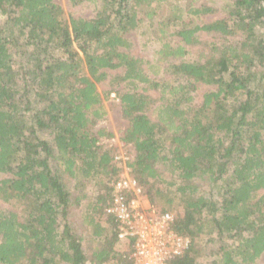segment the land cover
Segmentation results:
<instances>
[{
	"label": "trees",
	"instance_id": "1",
	"mask_svg": "<svg viewBox=\"0 0 264 264\" xmlns=\"http://www.w3.org/2000/svg\"><path fill=\"white\" fill-rule=\"evenodd\" d=\"M70 1L100 7L66 21L54 0H0V201L10 205L0 209V264H132L104 214L119 170L113 136L92 128L106 114L97 83L111 70L130 174L151 204L177 212L172 228L190 240L168 264H262L264 0H228L208 22L211 7L170 0L157 26L148 21L160 42L149 71L124 35L141 3L169 0ZM198 32L234 39L187 58Z\"/></svg>",
	"mask_w": 264,
	"mask_h": 264
},
{
	"label": "built area",
	"instance_id": "2",
	"mask_svg": "<svg viewBox=\"0 0 264 264\" xmlns=\"http://www.w3.org/2000/svg\"><path fill=\"white\" fill-rule=\"evenodd\" d=\"M108 146L119 170L104 214L114 219L118 238L130 243L132 264H168L171 258L182 255L189 248V238L173 230L175 218L170 212L150 203L130 174L127 155L118 137L109 139Z\"/></svg>",
	"mask_w": 264,
	"mask_h": 264
},
{
	"label": "rangeland",
	"instance_id": "3",
	"mask_svg": "<svg viewBox=\"0 0 264 264\" xmlns=\"http://www.w3.org/2000/svg\"><path fill=\"white\" fill-rule=\"evenodd\" d=\"M54 1L62 8L66 21L70 17H75V18L81 17L87 19L92 18L95 16L96 12L100 7V3L98 1L96 2L83 1L74 4L70 0H54ZM171 1L169 0L166 2L164 1L159 3L152 1V2L141 3V6L138 11V17L142 18V20L140 21L139 26L134 30L128 31L124 35L125 37L128 38V40L131 43V47L128 50V52L131 55L139 59H142L143 62H148L147 64L143 63L142 67L144 69L148 68V66L151 64L157 65L156 50L159 49L160 47V42L156 38V35L151 33L148 28V21L152 19L155 22L153 24L155 26L156 22L159 19L162 20L163 18H165L169 14L168 9L170 8V5L173 4ZM226 2H228V0H195L192 2V4L196 6L203 4L212 8L211 13L201 15V21L208 22L215 18L224 16L222 5L225 4ZM179 3L181 6L184 7L186 0H179ZM0 20H2V16H0ZM197 36L198 39L203 44L200 43L194 46L187 47V50L189 51V55L187 56V58L193 59L194 57H196L197 53H201V51L204 52V50H207L208 44L210 42L220 43L223 42V40L231 41L234 39L231 37H226L222 39L217 34L206 33V32H198ZM167 38L173 42L178 40L176 36H169ZM155 69L158 70V73L155 74L159 75L161 73V69L157 67L151 68L150 73H152L153 71L155 72ZM107 72L109 73L108 77L105 80L97 83V90L99 91L102 97V106L106 114L103 118H100L97 121L93 122L92 128L95 130L98 127H104L105 129H107L112 133V136L119 138L120 134L122 133L123 129L127 126L128 122L126 119L122 117L119 99L115 94V90H116L115 88L116 86H118V84L111 83L110 79L114 74L120 71L111 70ZM198 87L199 88L194 98L195 103H199L201 101V94L206 90V86L204 85H199ZM112 95H114L115 97H113ZM149 95L152 98L158 97V93L155 91H149ZM122 147H124V151L126 152V147L129 146L124 145ZM3 177L4 175H0V179ZM260 193L264 194V189L260 190ZM8 207H10L9 204H4L0 201V209H4ZM80 208H82V206ZM79 210L80 209L77 208L74 209L72 213L73 214L72 217L76 222L77 227L79 228L78 231L80 232L85 229L81 227V220H80L82 218L81 215L84 210L81 209L82 211L80 214H79ZM168 212H170L174 218L177 215L176 211L168 210ZM258 262L264 264V255H262L258 259ZM108 264H113V262H109Z\"/></svg>",
	"mask_w": 264,
	"mask_h": 264
}]
</instances>
